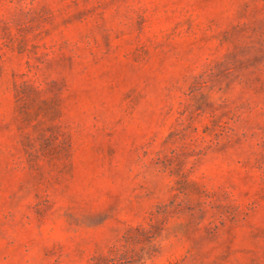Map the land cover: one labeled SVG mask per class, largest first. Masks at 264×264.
Instances as JSON below:
<instances>
[{
  "label": "rangeland",
  "instance_id": "obj_1",
  "mask_svg": "<svg viewBox=\"0 0 264 264\" xmlns=\"http://www.w3.org/2000/svg\"><path fill=\"white\" fill-rule=\"evenodd\" d=\"M0 264H264V0H0Z\"/></svg>",
  "mask_w": 264,
  "mask_h": 264
}]
</instances>
